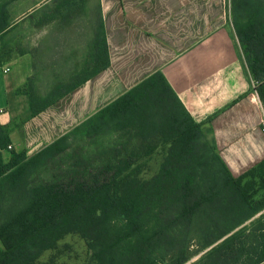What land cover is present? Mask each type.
<instances>
[{
    "label": "trees",
    "instance_id": "trees-1",
    "mask_svg": "<svg viewBox=\"0 0 264 264\" xmlns=\"http://www.w3.org/2000/svg\"><path fill=\"white\" fill-rule=\"evenodd\" d=\"M230 5L264 108V0H230ZM93 49L94 68L67 85L64 72L35 65L17 89L29 97L32 116L109 67L102 23ZM114 132L157 141L165 150L152 177L142 178L138 164L121 160L71 187L31 186L39 170L69 149L72 137ZM9 135L0 125V264H35L70 233L87 241L99 264H186L191 247L206 251L194 264L264 262V163L233 177L160 71L33 156L9 149ZM153 149L145 155L151 157ZM4 151L11 153L8 161ZM103 173L109 178L100 180Z\"/></svg>",
    "mask_w": 264,
    "mask_h": 264
},
{
    "label": "crops",
    "instance_id": "crops-1",
    "mask_svg": "<svg viewBox=\"0 0 264 264\" xmlns=\"http://www.w3.org/2000/svg\"><path fill=\"white\" fill-rule=\"evenodd\" d=\"M230 7V0H0V125L12 149L37 154L160 71L231 175L255 169L264 163V108ZM101 23L109 67L32 116L17 89L35 65L67 73L87 48L91 56Z\"/></svg>",
    "mask_w": 264,
    "mask_h": 264
},
{
    "label": "rangeland",
    "instance_id": "rangeland-1",
    "mask_svg": "<svg viewBox=\"0 0 264 264\" xmlns=\"http://www.w3.org/2000/svg\"><path fill=\"white\" fill-rule=\"evenodd\" d=\"M89 52L90 49L87 48L84 57L71 60L68 65V72L61 74L63 84L73 83L82 78L84 73L94 68L95 65L90 62V56L85 57ZM40 70H44V68H40ZM151 148L154 149L151 157H148L145 153ZM164 152L165 150L160 148L157 141L142 142L138 138L132 136L129 138L120 132L94 139L85 138L83 134H78L71 139L69 149L48 166L39 170L32 177L30 183L32 187L44 184L71 187L76 182L91 181L92 176L101 173L104 167L115 165L121 160L138 164L142 168L141 177L148 179L158 171L164 159ZM3 157L5 161H8L11 153L4 151ZM109 176V173H103L99 179L103 180ZM190 252L192 256L186 264L197 263L206 251L191 247ZM248 263L249 259L246 258L240 264ZM35 264L99 263L93 259L87 241L78 234L70 233L63 236L53 249L45 251Z\"/></svg>",
    "mask_w": 264,
    "mask_h": 264
},
{
    "label": "built area",
    "instance_id": "built-area-1",
    "mask_svg": "<svg viewBox=\"0 0 264 264\" xmlns=\"http://www.w3.org/2000/svg\"><path fill=\"white\" fill-rule=\"evenodd\" d=\"M9 71V69H5V73H7ZM261 127H262V131H263V134H264V119L262 120V123H261ZM9 149H12L11 146H9Z\"/></svg>",
    "mask_w": 264,
    "mask_h": 264
}]
</instances>
